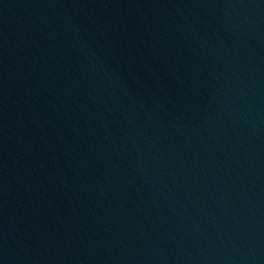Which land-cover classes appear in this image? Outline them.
<instances>
[{
	"label": "water",
	"instance_id": "obj_1",
	"mask_svg": "<svg viewBox=\"0 0 264 264\" xmlns=\"http://www.w3.org/2000/svg\"><path fill=\"white\" fill-rule=\"evenodd\" d=\"M0 264H264V0H0Z\"/></svg>",
	"mask_w": 264,
	"mask_h": 264
}]
</instances>
